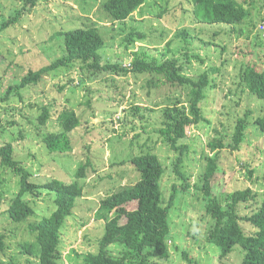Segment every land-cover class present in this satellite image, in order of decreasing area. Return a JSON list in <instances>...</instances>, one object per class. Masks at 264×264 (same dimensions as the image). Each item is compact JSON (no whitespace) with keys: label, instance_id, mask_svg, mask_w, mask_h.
Here are the masks:
<instances>
[{"label":"rangeland","instance_id":"1","mask_svg":"<svg viewBox=\"0 0 264 264\" xmlns=\"http://www.w3.org/2000/svg\"><path fill=\"white\" fill-rule=\"evenodd\" d=\"M104 1L39 0L34 8L23 12L19 22L3 30L0 33V97L10 86L19 84L30 71H37L63 57L64 38L55 34L83 27L87 23L86 16L96 22H104L102 32L107 43L99 52L103 62H123L125 65L131 59L130 53L124 50L123 37L118 36L121 28L130 31L136 27L144 31L146 38L136 44V49L145 46L153 51L166 48L167 42L172 41V53L182 59L185 51L174 36L181 29L190 28L195 35L198 34L193 40L190 55L198 54L205 64L192 59L187 68L189 76L198 78L209 66H217L221 70L212 76L217 87L208 91L203 106L209 123L202 122L188 132L190 149L182 172L190 185L189 191L181 190L183 181L172 170L176 154L164 145L158 131L162 127L161 111L177 98L189 104L190 91L163 85L149 88L148 81L153 78L146 74L117 75L111 72L96 80L89 79L85 85L72 84L61 91L59 87L72 75L79 83L80 66L71 71L60 69L50 72L42 83L23 90V100L13 96L10 102L0 103V146L12 142L18 160L30 170L32 180L38 184L52 179L71 183L81 164L88 160L92 163L86 178L81 180L87 195L79 200L74 216L66 220L62 229V264H83L85 253L95 249L89 248L86 238L102 233L104 223L95 218L99 201L113 190L139 180L131 159L148 151L158 155L166 168L162 179L166 199H169L173 185H178L181 190L170 214L171 257L163 263L195 264L197 261L199 264H217L218 249L209 245L206 239L214 221L206 214L205 195L198 187L203 185L205 156L210 154L208 143L223 136H227L230 143L235 121L247 112H251V123L246 139L239 151L225 149L221 152L219 170L212 182V195L225 202L228 195L251 188L256 194V202L242 203L239 206L242 216L251 214L264 203V133L252 124L257 117L264 116V101L248 93L240 78L245 64L256 62L259 67H264V46L256 41L258 35L264 37L259 34L264 7L260 0H254V17L259 13L261 19L256 23L245 22L235 27V34H228L224 27L199 24L189 0H148L125 25H112L102 19L101 5ZM239 1L243 3L246 0ZM250 3L251 0L246 7ZM24 7V0H0V26L3 20L16 15L15 10ZM215 32H221L217 38L213 35ZM241 32L245 33L242 35ZM115 35L118 36L116 39ZM223 46L227 52H222ZM224 60H227L226 64L222 63ZM43 106H51L52 115L47 126L41 128L37 118ZM138 106L140 110H136ZM66 108L73 109L81 121L80 127L71 134L73 150L50 153L43 137L62 130L60 117ZM19 183L20 178L11 170L0 169V192L4 194L0 199V233L7 235L8 244L1 259L10 262L14 258L15 264H32L22 254L20 246L24 239L31 237L27 224H15L6 213L11 200L18 194ZM27 200L39 218L50 216L55 210L51 195L45 192ZM243 227L247 234L252 232L249 225L243 223ZM183 252L188 254L191 262L184 258ZM242 258L241 250H237L223 261L239 264Z\"/></svg>","mask_w":264,"mask_h":264},{"label":"trees","instance_id":"2","mask_svg":"<svg viewBox=\"0 0 264 264\" xmlns=\"http://www.w3.org/2000/svg\"><path fill=\"white\" fill-rule=\"evenodd\" d=\"M148 0H106L101 5V13L104 20L112 25H125L134 18V14L146 5ZM193 6V14L199 24L217 25L227 29L228 34H235V27L245 22H257L260 14L255 16L254 0L249 7V0L241 3L239 0H189ZM264 7V0H260ZM39 0H24L25 7L18 9L16 15L3 20L0 33L20 21L23 12L27 8H34ZM166 2H169L166 0ZM87 23L68 32H59L56 37L64 38L65 55L50 65L37 71H30L19 84L10 86L6 94L0 97V103H8L13 96L23 100V90L42 83L44 77L50 72L66 69H77L82 72L74 80L73 75L61 85V91L71 87L72 84L85 85L87 80H96L106 73L117 75L129 73L146 74L150 76L149 88H159L161 85L169 88H187L190 91L189 104H185L177 98L171 105L165 107L161 129L158 131L162 142L176 154L172 163V170L177 178L183 181L182 191H189L190 185L182 172V165L186 154L189 152L188 132L199 126L202 122L209 121L204 116V102L208 91L217 87L216 79L212 76L220 73V67L209 66L198 78L187 73L188 65L192 59H197L202 65L205 60L195 54L190 55L193 40L197 35L189 29H181L176 32L175 39L179 40L181 48L185 51L183 59L172 53V41L167 42L165 48H150L143 46L138 50L136 44L146 38L144 31L134 28L130 31L121 28L123 47L130 53L129 64L103 62L99 52L106 46V39L102 32L104 23L94 21L90 16L84 18ZM261 19V18H260ZM259 21V20H258ZM262 30L259 34L264 36V17ZM103 22V23H102ZM221 32H215V38ZM245 32H241L243 35ZM115 35L114 39L118 37ZM256 41L264 46V37L258 35ZM212 44V43H210ZM222 47V52H227ZM183 60L186 62L184 63ZM228 60V59H227ZM227 60L222 63L226 64ZM87 73V74H86ZM73 74V73H72ZM244 89L252 96L264 101V67L256 62L244 65L240 75ZM138 106L136 110H140ZM146 111H152L147 109ZM51 106H43L38 122L46 127L51 118ZM251 112L243 117H238L234 123L230 143L227 136L217 137L208 143L210 154L205 156L206 168L203 173V185L198 187L205 195L206 214L214 221L211 230L206 234L207 243L213 246L219 256L217 264L226 263L227 258L241 250L243 258L239 264H264V203L249 215L242 216L239 206L242 203L256 202V194L251 188L236 191L228 195L225 202H221L212 195V182L219 170L221 152L225 149L239 151L246 139V132L250 125ZM60 121V132L48 133L43 137V143L50 153H67L73 150L71 134L80 127L81 121L73 109H64ZM13 124H15L13 122ZM254 124L264 133V116L253 120ZM5 133V130L3 131ZM139 180L133 185L123 186L106 195L99 201V209L96 212V220L103 221L102 233L96 237H87L90 249L85 253L83 264H164L171 257L169 242L172 239L170 223L171 210L175 207L178 194L181 193L178 185H173L171 195L167 200L162 189V179L166 174L159 156L148 151L131 159ZM92 166L90 160L80 165L75 173V180L65 183L58 179H52L43 184L32 180L33 174L18 160L16 150L12 142H6L0 146V169L11 170L20 178L19 191L11 200L6 213L9 218L18 225L27 224L29 239L21 243L22 254L29 258L32 264H62L63 254L62 229L69 217L74 216L79 200L86 197V189L81 180L87 176V170ZM251 175L252 172L249 171ZM51 195L55 210L50 216H41L27 200L28 197H39L42 193ZM54 195V197H53ZM90 195V194H89ZM4 194L0 192V199ZM35 218V221H31ZM243 223L252 229L250 234L245 232ZM86 224L85 222L83 223ZM8 249L7 235L0 233V264H15L11 258L5 262L1 256ZM186 260L191 262L187 253L183 252ZM32 259V260H30ZM195 264L199 262L195 261Z\"/></svg>","mask_w":264,"mask_h":264},{"label":"built area","instance_id":"3","mask_svg":"<svg viewBox=\"0 0 264 264\" xmlns=\"http://www.w3.org/2000/svg\"><path fill=\"white\" fill-rule=\"evenodd\" d=\"M45 1H50V0H45Z\"/></svg>","mask_w":264,"mask_h":264}]
</instances>
